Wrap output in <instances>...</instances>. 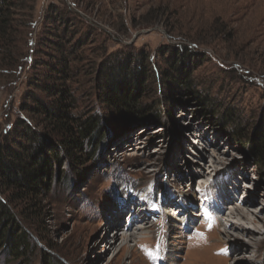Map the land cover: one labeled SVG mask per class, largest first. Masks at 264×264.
<instances>
[{
    "label": "rangeland",
    "instance_id": "1",
    "mask_svg": "<svg viewBox=\"0 0 264 264\" xmlns=\"http://www.w3.org/2000/svg\"><path fill=\"white\" fill-rule=\"evenodd\" d=\"M16 1L21 58L16 68L0 70V144L13 147L10 132L21 129L17 116H29L21 106H33L31 94L47 106L56 100L28 89L37 75L34 82L42 85L41 72L60 55L44 47L54 27L68 30L62 55L73 66L64 83L73 98L70 113L95 116L99 125L93 143L89 139L85 152L77 151L78 165L62 153L61 136L47 129L42 116L31 117L42 133L37 144L49 156L54 147L59 158L51 162L40 221L34 223L30 212L22 215L15 203L30 237L19 259L0 247V264H46L44 252L64 264H157L166 251L176 264H264L263 169L220 115L230 111V121L250 134L264 122V0H36L33 9L27 0ZM55 13L64 14L66 23H50ZM110 64L130 69L113 79L120 94L135 92L141 106L153 108V115L129 128L123 109L102 101ZM6 195L0 192V199ZM213 196L256 223L229 215L226 206L221 211ZM157 198L160 206L152 204ZM180 199L186 210L179 216L188 227L169 215L182 209ZM136 211L148 214L144 224L150 228L123 240L128 220L133 230L143 226Z\"/></svg>",
    "mask_w": 264,
    "mask_h": 264
},
{
    "label": "trees",
    "instance_id": "2",
    "mask_svg": "<svg viewBox=\"0 0 264 264\" xmlns=\"http://www.w3.org/2000/svg\"><path fill=\"white\" fill-rule=\"evenodd\" d=\"M35 1L27 0V2L31 3L32 9L34 8ZM17 3L18 1L15 2V0H0V70H4V72L13 67L16 68L21 58L17 46L18 30L15 22L18 16L22 14ZM23 15H26L28 18L30 17L29 14ZM47 19L53 25H58L63 23V21L66 23L67 18H65L64 14L55 13ZM67 34L68 30L64 26L63 28L54 27V30L51 29V32L46 35L44 47H50L51 50L58 51L60 55H53L52 60L55 61V64L51 67L47 65L48 68L45 67V69H48L46 73H39L41 86L34 82L36 80L39 81L38 75L37 78L33 77L32 80L28 81V89L32 91H39L49 95L54 94L56 100L53 105H44L38 96L31 94L30 100L33 106H21V110L28 113L29 116H23L22 118L17 116L16 119V125H20L21 129L17 128L13 130L12 127L8 128H12L10 135L13 138V147L8 143L0 144V192H6L7 194L3 198L4 201L0 199V247L7 249L9 254L15 259H19L22 256L23 248L27 247V241L30 237L29 232L21 225L22 219L15 203L18 202V205L22 208V215L30 212L32 213L34 223L40 221L41 197L49 190L50 180L53 179L50 172L51 162L55 164L59 158L58 152L55 151L54 147L49 150V156L42 146L37 144L42 137V133L35 128L31 117H34L35 114L42 116L43 123L47 126V129L61 136L59 144L62 153L67 154L72 158L73 163H77L78 165L82 164L83 161L82 156L77 155V151L85 152L84 145L87 140L91 139V144L93 143L94 138L92 134L94 129L97 128L95 127L96 124L99 125V120L95 116L77 117L70 113L72 111L70 103L73 101V98L67 94L64 83L70 78H66V73L72 71L73 66L71 67L69 60L62 55L63 42ZM76 51L75 47L68 50L73 55L72 59H75ZM139 65L140 63H138ZM129 70H126V67L125 69L116 67L115 64L109 68L106 67L104 72L106 82L104 83V90L101 95L103 102L111 104L116 109H123V113L126 114L123 118V121L126 122L125 124L135 123L147 116L153 115V108L148 109L145 106H141L139 97L135 92L128 94L126 90L123 94H120L122 91H118L119 87L113 83V79H117L116 74L119 71L128 74ZM111 73L114 78L110 76ZM179 73L177 76L178 80L188 87L189 84H187L186 79L182 75L183 72ZM135 75L139 76L138 73ZM140 77L142 79V76ZM137 78H134L136 82ZM109 85L110 87H108ZM111 85L117 89L115 94H112L110 91L112 89ZM193 97L197 98L196 95H193ZM206 102L208 101L204 100L205 104ZM36 105H40L38 108L41 109H38ZM216 108L219 109V106L216 105ZM217 109L214 110V114H216ZM220 115L222 120L226 121L227 124H231L232 132L229 134L233 135L243 145H246V148L250 151V155L253 157V161H255V165L263 169L264 175V122L260 123L250 134L243 131L239 125L235 126L230 121V118H232L230 111L222 112ZM43 255L48 260H45L46 264H64L54 255H50L47 252H44Z\"/></svg>",
    "mask_w": 264,
    "mask_h": 264
},
{
    "label": "bare ground",
    "instance_id": "3",
    "mask_svg": "<svg viewBox=\"0 0 264 264\" xmlns=\"http://www.w3.org/2000/svg\"><path fill=\"white\" fill-rule=\"evenodd\" d=\"M205 176H202V178H204ZM207 184H201V188L203 189V190H206V192H204L203 194H202V198L206 201L207 199H208V195H207V190H208V188L209 187H207L206 186ZM130 186L132 187V183H130ZM210 190V189H209ZM222 190V189H221ZM115 200H117V196L115 197ZM129 200V199H128ZM141 201H142V203H141V205H145L146 204V201H145V197H144V199L142 200V199H140ZM212 200H214L216 203H217V205H218V209H220L221 211H223V210H226V209H229V208H232V207H230V206H226L225 205V203L223 202V201H217V196H213V199ZM188 202H190L191 204H192V202L190 201V199H188L187 200ZM156 202H157V200H155V199H153V204L154 205H156ZM180 206V205H179ZM225 206H226V209H224L225 208ZM171 208V207H170ZM223 208V209H222ZM245 208V207H244ZM135 209V208H134ZM143 208H140V210H142ZM135 211V210H134ZM229 211H230V213H229V215L231 214V215H233L235 212H236V216H239L240 218H242V219H244V220H246V223H249V224H252V225H254V223H256V221L253 219H250L248 216H247V214L246 213H244V212H241L239 209H237V208H235V209H232V210H230L229 209ZM166 212V211H165ZM181 212H182V209H178V211H177V213H178V216H177V218L176 217H172L174 220H175V223H178V224H181V225H183V226H189L190 224H189V222L186 220V219H184V216H179L180 214H181ZM220 212V211H219ZM248 212V211H247ZM176 212H170V216L172 215H174ZM134 214H137V215H139V216H141V218H142V224H143V226H140V227H136V230H133V226H134V224H133V222H131L130 221V225L125 229L126 231H124L123 233V240L124 239H128V240H130V238L132 239H134V233H136V232H142V231H144V230H149V228H150V226L148 225H145L144 223H146V221H144L145 220V217L148 215L146 212H143L142 213V211H136V212H134ZM227 215L226 216H228V213H226ZM222 215V214H221ZM133 216V215H132ZM138 217V216H137ZM172 218H170V219H172ZM172 219V220H173ZM115 220V219H114ZM148 220V219H147ZM144 221V222H143ZM142 224H140V225H142ZM145 225V226H144ZM172 227V226H171ZM215 227H217V226H215ZM224 227L226 228L227 227V225L225 224L224 225ZM124 230V229H123ZM145 232H148V231H145ZM225 233H228V232H225ZM119 236V233H117V234H114L112 237H110V242L109 243H111L110 244V246L113 244V241L117 238ZM148 236H149V234H148ZM163 236V235H162ZM231 237V236H230ZM163 238V237H162ZM228 238V237H227ZM164 239V238H163ZM109 240V239H108ZM152 242H153V240H152ZM151 242V249H152V251L154 250V246H155V244L154 243H152ZM232 247V246H231ZM232 249H234V246L231 248V252H232ZM235 250V249H234ZM158 253V252H157ZM157 253H155L154 255H153V257L154 256H156L157 255ZM171 253H169V252H167L166 251V253H160V256H161V258H159L160 259V261H158V263L157 264H176V262L174 263V260H175V258L174 257H172V255H170ZM194 255V254H193ZM168 257H170L171 259V262L169 261H167V258ZM155 264V263H154Z\"/></svg>",
    "mask_w": 264,
    "mask_h": 264
},
{
    "label": "water",
    "instance_id": "4",
    "mask_svg": "<svg viewBox=\"0 0 264 264\" xmlns=\"http://www.w3.org/2000/svg\"><path fill=\"white\" fill-rule=\"evenodd\" d=\"M133 123H127V127L126 128H129Z\"/></svg>",
    "mask_w": 264,
    "mask_h": 264
}]
</instances>
